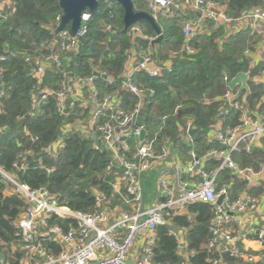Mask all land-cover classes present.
I'll list each match as a JSON object with an SVG mask.
<instances>
[{
	"label": "built area",
	"instance_id": "obj_1",
	"mask_svg": "<svg viewBox=\"0 0 264 264\" xmlns=\"http://www.w3.org/2000/svg\"><path fill=\"white\" fill-rule=\"evenodd\" d=\"M138 1L146 4L156 21L160 17L182 15L184 43L179 50L171 51L168 59L161 60L155 44L157 36L144 35L140 27L132 26L129 37L133 43L126 52L122 81L117 91L100 94L96 82L99 77L97 73L105 78L106 87H115L116 84V80L105 73L95 70L94 75L82 77L68 69L73 56L78 52L81 39L87 33V23L91 19L89 11L82 14L81 26L76 35L68 27L56 34L48 54H23L24 62L30 67L31 76L37 83L30 95L32 111L29 117L42 115V108L50 98L56 100L57 113L65 120L81 113L74 124H66L62 137L52 143L46 152L53 160H57L64 148V136L73 128L87 137L96 135L102 142V145L95 147L96 150L109 146L111 160L105 176L114 178L110 185L120 204L114 205L113 198L104 193H96L95 212L73 211L61 206L47 189H32L20 183L15 174H9L0 167V178L12 187L23 202V211L15 223L18 243L12 244L8 257H0V264H10L9 260L15 259L18 253L22 258L16 264H154L156 231L170 226L174 217L183 215L190 206L198 204L213 209L210 239L206 245V249L216 255L211 260L212 264H226L227 258L247 264L264 263V224L255 228L246 222L247 217H253L264 206L262 195L254 194L259 189L264 192V160L258 158L244 168L235 161L237 154H251L264 144V113L251 111L240 101L234 100L235 93L231 91L216 98L214 101L223 102L219 116L228 115L231 109L239 111L238 124L224 127L223 121L219 120L213 126L216 131L211 140L216 141L220 148H211L203 157H198L194 152L189 153V160L182 171L190 177V181L178 187L171 180L168 167L171 158L168 143L157 151L156 139L148 137L144 125H138L155 91L133 84V77L137 73L158 78L171 71L175 60L196 54L192 47L195 39L203 34H212L220 28H224L226 37L232 35V27L239 31L243 27L248 28L254 46L245 51V56L254 62L257 52L254 48L258 46L259 50L264 51V10H254L252 15L244 12L240 18L234 19L226 15L224 6L211 0ZM13 7V0H0V20L7 18ZM62 16L56 17L55 33ZM209 22L213 24V29H208ZM104 30L111 32L112 27L105 25ZM139 39L147 41L148 46L141 47ZM217 42L222 45L223 40L217 39ZM18 55H0V111L1 100L8 97L1 84L6 73L2 65ZM49 67L59 75L57 90L40 88ZM225 81L229 83L231 80L225 77ZM259 83H264V72ZM123 92L136 97L137 101L132 108H124ZM180 108L178 106L176 111ZM84 113L87 114L86 118L82 117ZM186 124L187 136L184 142L188 144L191 143L188 134L193 128V122L188 120ZM180 130L183 131V128ZM144 131L145 137L141 140ZM129 140H136L134 149L128 143ZM20 158L21 161L14 164V168L19 171L27 168L25 158L21 155ZM210 164L216 166L208 169ZM41 169L47 174L54 171L51 166L43 165ZM153 170L159 172L155 181L159 199L146 208L143 176ZM225 172L231 173L232 180L220 183L219 177ZM236 182L244 186L234 197ZM58 221L66 222L67 228ZM170 232L178 242L181 264H191L196 252L189 248L188 230L174 229ZM249 241L257 242L259 254L245 247ZM140 242L141 246L138 247ZM53 245L62 250L56 254ZM0 246L6 244L0 243Z\"/></svg>",
	"mask_w": 264,
	"mask_h": 264
},
{
	"label": "trees",
	"instance_id": "obj_2",
	"mask_svg": "<svg viewBox=\"0 0 264 264\" xmlns=\"http://www.w3.org/2000/svg\"><path fill=\"white\" fill-rule=\"evenodd\" d=\"M226 8V15L234 19L240 18L244 12L264 10V0H211ZM136 12L150 14L146 4L132 0ZM13 11L7 18L0 20V55L8 53L19 54L3 64L6 70L1 82L7 98L1 100L0 111V167L9 174H15L18 181L32 189L45 188L58 199L61 206L73 211L93 213L96 211V193H104L113 198L118 205L111 182L114 178L106 177L105 171L111 160V152L105 147L96 150L98 145L92 136L87 137L76 128L64 136V148L57 160H53L46 149L63 135L66 124H74L81 113L65 120L57 113L56 100L50 98L42 108V115L29 117L32 111L30 95L36 80L31 76V70L24 62L23 54L41 56L50 52V45L56 33V17L63 12L59 0H13ZM100 6L96 13L91 14L87 23V33L81 39L78 52L73 56L68 67L78 76L90 77L95 70L105 73L116 80L115 87H106L105 78L97 77L100 94L105 95L119 90L122 74L126 63V52L132 47L129 29L124 24V8L112 1L99 0ZM184 17H160L157 24L163 34V41L158 45L157 54L161 60L168 59L171 51L181 48L184 43L182 21ZM105 25L112 27L111 32L104 30ZM142 29L143 34L156 37L155 31L146 21L134 25ZM208 23V29H213ZM70 26H68V29ZM224 28L217 29L212 34H203L192 42L196 54L173 62L171 71L161 77L150 78L144 73L133 77V84L139 88L152 89L155 95L151 97L138 121L144 125L148 137L156 139V150L168 143L172 154L183 161L189 160V153L194 152L203 157L211 148H220L216 141L209 139L213 126L219 120L224 127H234L238 124L240 112L233 109L226 116H219L223 102L214 101L224 96L229 89V83L239 73H250L251 78L264 72V53L262 60L251 68V59L245 56V51L252 48L254 39L249 35V29L243 28L229 37L225 36ZM217 39L223 40L222 45ZM141 47L148 43L138 40ZM52 49V48H51ZM57 50V48H55ZM59 75L52 67L46 71L41 89H58ZM251 93L244 103L242 97L237 99L251 111L264 113V83H250ZM124 108L134 106L137 99L129 93H122ZM261 105V106H260ZM181 108L176 111L177 107ZM260 106V108H258ZM78 114V115H77ZM87 114L82 116L86 118ZM25 117L23 120L20 118ZM191 120L193 128L188 136L191 143L186 144L184 137L186 122ZM183 128V131L180 130ZM131 148H135L136 140H129ZM25 158L27 168L16 170L14 164ZM264 159V150L253 151L251 154L240 153L235 161L242 167L251 165L254 160ZM51 166L54 171L47 174L42 166ZM216 164H210L212 169ZM230 172L222 173L220 183L230 182ZM244 185L236 182L233 196ZM120 204V202H119ZM23 211L21 198L14 193L11 186L0 178V257H8L13 243H18L16 221ZM213 209L204 204L190 206L180 216L174 217L170 226L161 227L156 231V243L153 254L154 264H181L177 240L170 230H188L190 250L196 252L191 264H212L216 255L206 249L210 239V224ZM66 229V222L58 221ZM54 247L58 254L62 248ZM22 258L16 254L10 259V264H16ZM247 264L243 261L226 259V264ZM264 264V263H259Z\"/></svg>",
	"mask_w": 264,
	"mask_h": 264
},
{
	"label": "water",
	"instance_id": "obj_3",
	"mask_svg": "<svg viewBox=\"0 0 264 264\" xmlns=\"http://www.w3.org/2000/svg\"><path fill=\"white\" fill-rule=\"evenodd\" d=\"M112 1L120 4L124 8V24L126 29L138 24L140 21H146L151 25L157 36L155 44L159 45L163 41L162 31L158 26L157 21L150 14L136 12L132 0ZM99 6V0H59V7L63 12V16L61 23L56 30V34H59L66 27L70 26L72 34L76 35L81 26L82 14L87 11H89L91 14H94L98 11ZM250 14L252 15L253 12L251 11ZM96 75L100 76L98 73ZM250 83H253L250 73H239L230 81L229 89L231 92L235 93L234 100L242 97V101L244 103L247 101L251 93V88L249 85ZM144 137L145 131L141 134V140H143ZM92 138L98 143V145H102V142L97 138L96 135H93ZM105 148L108 149L109 146L105 145Z\"/></svg>",
	"mask_w": 264,
	"mask_h": 264
},
{
	"label": "crops",
	"instance_id": "obj_4",
	"mask_svg": "<svg viewBox=\"0 0 264 264\" xmlns=\"http://www.w3.org/2000/svg\"><path fill=\"white\" fill-rule=\"evenodd\" d=\"M244 28V27H243ZM232 35L236 34L239 32V30H236L234 27H232ZM156 49L158 50V45H156ZM254 51H257L255 54V61H251L250 67L253 68L258 64L263 57V53L261 50L258 49V46L254 48ZM262 76H256L253 79L254 83H259V79ZM259 108V107H258ZM216 131V127L212 128L209 139L211 140L214 133ZM258 152L264 150V144L261 145L260 148L256 149ZM262 159V158H259ZM264 160V159H262ZM187 161H183L179 157H175V155L172 154L170 161L168 162V167L171 170V180L176 184V186L180 187L184 185L185 183H188L190 181V177L186 174L183 173L182 169H184V164ZM159 175L158 171H151L143 176V188H144V196H145V207H151L154 202H156L159 199V193L156 190V185L155 181L157 176ZM118 182L120 181L118 178L116 179ZM254 194L257 196L262 195V198L264 199V192L263 189L255 190ZM119 204V202H118ZM247 225L252 226V227H260L261 225L264 224V206L254 214L253 217H247L246 218ZM138 247L141 246V242L138 243ZM245 247L252 253L254 254H259L260 247L255 241H249L245 243ZM237 264V263H236ZM259 264V263H258Z\"/></svg>",
	"mask_w": 264,
	"mask_h": 264
},
{
	"label": "rangeland",
	"instance_id": "obj_5",
	"mask_svg": "<svg viewBox=\"0 0 264 264\" xmlns=\"http://www.w3.org/2000/svg\"><path fill=\"white\" fill-rule=\"evenodd\" d=\"M148 8V7H147Z\"/></svg>",
	"mask_w": 264,
	"mask_h": 264
}]
</instances>
